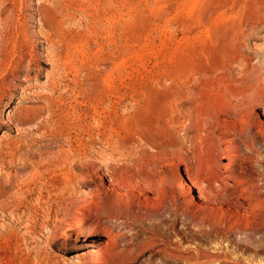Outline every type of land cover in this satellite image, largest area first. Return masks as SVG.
Instances as JSON below:
<instances>
[{"label":"rangeland","instance_id":"1","mask_svg":"<svg viewBox=\"0 0 264 264\" xmlns=\"http://www.w3.org/2000/svg\"><path fill=\"white\" fill-rule=\"evenodd\" d=\"M263 263L264 0H0V264Z\"/></svg>","mask_w":264,"mask_h":264},{"label":"bare ground","instance_id":"2","mask_svg":"<svg viewBox=\"0 0 264 264\" xmlns=\"http://www.w3.org/2000/svg\"><path fill=\"white\" fill-rule=\"evenodd\" d=\"M41 22V21H40ZM252 75V74H251ZM254 78V77H253ZM249 84V83H248ZM252 85H254L253 83H252ZM221 140V142H222V144L224 145V151H222L221 153H226V154H228L227 156H226V158H227V161L225 162V163H222V164H220L219 166L223 169V170H225V171H228V170H230L229 168H230V166H231V163H232V160L233 159H236V155H231V151H230V147L229 146H227V144H226V142H224V140H222V139H220ZM220 145V144H219ZM148 146V145H147ZM161 146V145H160ZM159 147V146H158ZM218 148V147H217ZM167 150V149H166ZM161 151V150H160ZM163 151H164V149H163ZM174 151V150H173ZM219 151V150H218ZM166 153V152H165ZM169 153V152H168ZM220 152H218V154H219ZM158 154V159L157 160H162V158H167V156H165L164 154L162 155L163 157H161L160 155V153H157ZM149 155V154H148ZM143 158V157H142ZM155 159V158H154ZM232 159V160H231ZM165 160V159H164ZM172 160V159H171ZM142 161V160H141ZM151 161V160H150ZM142 166V165H141ZM153 172V171H152ZM185 179H182L181 181H182V186H185L186 185V183L187 182H189V178H190V176H189V174H185ZM143 181V180H142ZM193 183V182H192ZM206 183V182H205ZM237 183L238 184H243V181L242 180H237ZM210 184H211V182H210ZM142 185H144L145 187H144V190H146V191H148V192H150L151 190H152V187H154V184H148V181H143L142 182ZM157 187H159L158 189H159V192L160 193H165V186L164 185H161V184H158V185H156ZM192 186L193 187H196V188H198V185L196 184V183H193L192 184ZM157 189V190H158ZM156 190V189H155ZM245 192H247L248 193V189H247V187H244L243 188V193H245ZM186 197L188 198V200L190 201V202H193L194 203V200L195 199H200L201 197H202V193L200 192V191H197L196 190V195H194L193 194V192H192V187L189 185L188 187H187V191H186ZM147 199V198H146ZM249 203H248V205L250 204L251 205V203H252V211L253 212H255L254 210H256V209H258L260 206H261V204H259V203H254L253 202V199L251 200L250 199V195H248L246 198H245ZM251 202V203H250ZM195 204V203H194ZM199 206V205H198ZM250 208V207H249ZM251 211V212H252ZM250 231V233H257L258 232V229L255 227V228H252L251 227V229L249 230ZM209 260V259H208ZM260 263V262H259ZM264 264V263H263Z\"/></svg>","mask_w":264,"mask_h":264}]
</instances>
